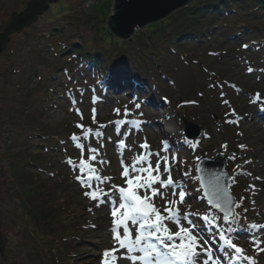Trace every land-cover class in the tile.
<instances>
[{
  "label": "rangeland",
  "instance_id": "obj_1",
  "mask_svg": "<svg viewBox=\"0 0 264 264\" xmlns=\"http://www.w3.org/2000/svg\"><path fill=\"white\" fill-rule=\"evenodd\" d=\"M29 1L0 0V33L10 22L11 14L21 12ZM102 4L109 6L105 15L96 12L102 9ZM114 5L115 0H54L37 22L11 34L6 49L0 54V232L6 242V259L0 254V264H103L99 254L105 250L115 251L116 264H131L126 258V249L114 242L111 230L114 218L110 200L115 198L119 203L118 193L113 190L101 201L90 199L84 195L89 189L76 179L80 174L78 169L73 170L67 163L71 158L73 164L78 165L81 159L80 149L71 140L73 134L82 137L77 124L99 129L104 134L81 141L86 145L83 158H89V145L97 148L98 160L105 163H92L101 176L111 178L106 183L94 181V185L105 192L113 184L126 186L121 175L122 162L130 165L136 155L145 151L140 145L146 140L149 150L169 156L173 180L182 182L186 191L185 200L179 205L181 216L195 214L189 218L193 224L201 225L194 230L198 239L203 238L202 227L217 241L221 240L223 232L244 249V255L252 257L256 264H264V229L250 228L252 223L264 225V72L248 71L249 59L236 55L238 45L204 43L186 50V61L175 58L169 65L168 60L161 64L162 70L153 72L144 71L145 66L140 64L143 62L132 57L133 72L146 80L147 94L154 95L158 107L148 105L143 99L146 95L142 98L140 94L99 100L96 96L101 93V85L86 84L88 80L77 73V57L66 55L64 49L76 41L87 49L104 51L107 61L111 52L120 58L124 55L113 46L114 41L129 55L135 44H140L141 51L146 50L141 43L149 34L151 24L138 28L129 39L115 36L109 25ZM105 16L106 22H103ZM54 29L58 32L52 33ZM238 88L243 89V93L237 94ZM23 93L30 97L28 106L33 113L37 109L42 112L45 136L28 133L19 125L26 121L19 111L23 108L19 105ZM136 103L140 108L135 107ZM116 109L120 110V115ZM233 109L235 116L231 115ZM126 110L127 116L124 115ZM184 119L199 126V138L189 141L184 133ZM119 120L128 123L126 126L116 123ZM228 120L238 123H227ZM101 125L106 127L101 128ZM121 139L125 140L123 149L118 145ZM7 140L14 141L21 152L45 157V162H50L47 169L39 167L34 171L40 175L39 183L49 191L56 207L61 208L55 218L43 221L36 229L27 222L10 188ZM165 140L169 145L167 153L163 152ZM240 145L246 147L242 149ZM221 154L227 156L230 190L240 204L235 208L239 216L234 224L223 221L220 214L210 209L197 178L198 160L218 158ZM156 159L152 157L153 167ZM163 169L161 162V173ZM185 172L189 175L185 176ZM161 191L166 193L167 200L173 199L171 187L161 188ZM175 199L178 200V196ZM154 202L163 212L165 200L157 197ZM205 215L221 219L214 224L204 221ZM182 223L189 227L187 221L182 219ZM168 227L174 232L179 226L168 223ZM201 241L197 251L201 253L202 262L207 256L201 250L207 248V244ZM234 255V250L225 248V260L228 257L231 261ZM240 263L248 264L244 259Z\"/></svg>",
  "mask_w": 264,
  "mask_h": 264
},
{
  "label": "trees",
  "instance_id": "obj_2",
  "mask_svg": "<svg viewBox=\"0 0 264 264\" xmlns=\"http://www.w3.org/2000/svg\"><path fill=\"white\" fill-rule=\"evenodd\" d=\"M105 9L108 10L109 6L102 4V9L96 12L105 15L107 13ZM105 18L106 16L102 17L103 22H106ZM148 30L149 34L143 37L142 43L140 42L141 47L146 49L144 51L140 50V44H135L129 55L119 42L112 43L121 49L119 51L124 54L121 58L113 56L111 52L107 61L104 51L87 49L85 45L80 46L76 41L66 45L64 52L66 55L73 54V57H77L76 70L88 80L86 84H101L103 89L99 96L104 98H110L122 90L143 91L147 87L146 80L133 72L130 63L132 57L143 62L140 64L145 66L144 71L153 72L156 69L162 70L161 64H166L168 60L169 65L175 58L186 61V50L202 46L204 43L238 45L235 48L236 55L249 59L247 62H250L253 69L251 73L264 72V0H191L162 21L152 23ZM53 32L58 31L54 29ZM106 33L111 35L109 31ZM245 44L248 46L245 47ZM33 72L38 76L37 70ZM242 90L238 88L237 94L243 93ZM26 94H22L23 101L19 105L23 108L19 110L21 113L18 111L26 121L20 122L19 125L28 133L38 132L45 136L46 127L41 121L42 112L37 109L33 113L28 106L30 97ZM7 141L9 161L7 160L6 167L11 175L10 188L15 193L27 222L29 224L31 222L33 225H30L36 229L43 221H48L50 217L55 218V214H58L61 208L56 207L49 191L39 183L40 175L34 171L39 167L47 169L50 162L46 163L45 157L42 159L25 151L21 152L15 147L14 141Z\"/></svg>",
  "mask_w": 264,
  "mask_h": 264
},
{
  "label": "snow or ice",
  "instance_id": "obj_3",
  "mask_svg": "<svg viewBox=\"0 0 264 264\" xmlns=\"http://www.w3.org/2000/svg\"><path fill=\"white\" fill-rule=\"evenodd\" d=\"M119 22V21H118ZM247 47V45H245ZM249 72L253 69L249 68ZM235 87V85H232ZM256 98L259 99V93L256 94ZM95 102V101H94ZM227 103V101H225ZM136 108H140V104H135ZM93 111V122H95V109ZM117 115H120V110H115ZM79 112V109H77ZM125 116L129 115L126 110ZM231 115L235 116V109L232 110ZM81 118H83L81 114ZM227 123H238V121L228 120ZM116 123L126 126L128 121L119 120ZM136 123V121H132ZM77 128L82 130V137L76 134L71 136V140L75 142V146L81 151V159L79 164H73L71 158L67 163L72 165L73 170L79 171V175L76 176L77 181L82 187L89 189L84 192L85 196H88L92 200L101 201L103 196H110L114 190L118 193L119 203L113 198L110 200L112 206L111 215L114 218L112 229L114 236V242L122 249H126V258L131 264H209L213 259L212 255L208 253L207 249H202L203 252L208 253L207 259L200 261L199 257L201 253L197 251L200 247L198 237L194 234L196 225L189 219V213L181 216L179 205L185 200L186 191L183 190V183L173 180L172 167L169 163V156L161 155L160 152L150 151V145L145 142L140 145L145 151L139 155H136L132 163L123 164V171L121 175L125 178L126 186L111 185V189L105 192L98 185H94V181H100L101 183L108 182L111 178L101 176L92 162L105 163L103 160H98L99 150L90 145L87 147L89 158L84 159L83 154L86 150L83 140H89L90 137H103V132L99 129L93 130L90 127H86L83 124H77ZM106 127V125H101ZM163 152L169 151V145L167 140L162 142ZM119 147L125 148V140L119 141ZM227 147V145H223ZM243 149L246 146L240 145ZM155 156L156 163L153 167L152 157ZM235 159V155L232 156ZM173 160L176 158L173 157ZM161 162L164 164L163 173H161ZM250 163V161H245ZM239 167V166H238ZM153 173H156L155 175ZM166 174V178H164ZM185 176L189 173L185 172ZM250 175V173H249ZM85 177H87L85 179ZM259 179V177H257ZM172 188V200L166 199V193L161 191V188ZM180 190L177 192L176 189ZM230 185L227 187L220 183V177H216L210 184L205 185L204 195L207 198V203L213 206L223 214L222 220L229 224L237 222L239 213L234 212V208L240 207V204L235 202L234 197L229 191ZM143 192V195H141ZM178 196V200L175 199ZM159 197L161 200H165L166 206L163 212L158 208L154 202L155 198ZM91 211V209H89ZM246 211V210H245ZM166 214V215H165ZM182 219L187 221L189 227L183 226ZM220 217H209L205 215L204 221L211 223H217ZM174 226H179L177 231H172L168 227V223ZM129 225L135 226L130 228ZM94 227V226H93ZM252 230L264 229V225H257L252 223L250 225ZM121 229L123 234L121 233ZM233 229L229 228V231ZM133 231L136 232L133 237ZM220 238L223 241L226 249L230 248L234 250L235 259L240 261L244 259L248 264H256V261L252 257L244 255V249L237 246L233 242V239L220 233ZM258 243V242H257ZM264 250V249H262ZM118 257L114 250H105L103 252V264H116Z\"/></svg>",
  "mask_w": 264,
  "mask_h": 264
},
{
  "label": "water",
  "instance_id": "obj_4",
  "mask_svg": "<svg viewBox=\"0 0 264 264\" xmlns=\"http://www.w3.org/2000/svg\"><path fill=\"white\" fill-rule=\"evenodd\" d=\"M54 0H30L21 12H13L11 20L0 33V54L6 49L9 36L21 32L24 28L33 25L39 17L48 10L50 2ZM191 0H115L109 25L113 34L121 39H129L134 32L144 26L168 17L174 11L186 6ZM119 21V22H118ZM185 121V134L189 139L200 136L199 126L187 119ZM227 156L221 154L218 158L202 157L197 164V174L203 189L220 177V183L230 185L231 176L227 169ZM231 193V190L229 188ZM233 196V194L231 193ZM206 197V196H205ZM234 197V196H233ZM207 199V198H206ZM235 199V197H234ZM236 202V199H235ZM213 210L219 209L211 206ZM235 212V208H234ZM6 242L0 232V254L6 259Z\"/></svg>",
  "mask_w": 264,
  "mask_h": 264
},
{
  "label": "bare ground",
  "instance_id": "obj_5",
  "mask_svg": "<svg viewBox=\"0 0 264 264\" xmlns=\"http://www.w3.org/2000/svg\"><path fill=\"white\" fill-rule=\"evenodd\" d=\"M101 257H103V252H101V253L99 254V258H101Z\"/></svg>",
  "mask_w": 264,
  "mask_h": 264
}]
</instances>
